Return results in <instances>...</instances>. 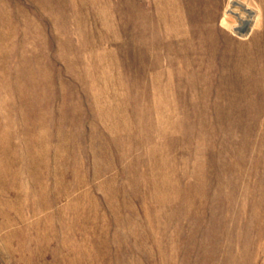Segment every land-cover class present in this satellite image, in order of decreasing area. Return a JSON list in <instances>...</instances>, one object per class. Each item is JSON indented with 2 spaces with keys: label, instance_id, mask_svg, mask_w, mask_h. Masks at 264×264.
<instances>
[{
  "label": "rangeland",
  "instance_id": "obj_1",
  "mask_svg": "<svg viewBox=\"0 0 264 264\" xmlns=\"http://www.w3.org/2000/svg\"><path fill=\"white\" fill-rule=\"evenodd\" d=\"M0 264H264V0H0Z\"/></svg>",
  "mask_w": 264,
  "mask_h": 264
}]
</instances>
